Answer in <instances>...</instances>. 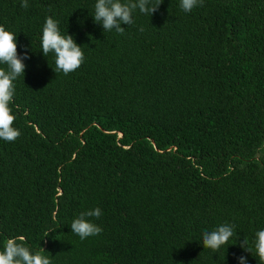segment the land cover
Wrapping results in <instances>:
<instances>
[{
	"label": "trees",
	"instance_id": "1",
	"mask_svg": "<svg viewBox=\"0 0 264 264\" xmlns=\"http://www.w3.org/2000/svg\"><path fill=\"white\" fill-rule=\"evenodd\" d=\"M27 2L0 0L28 55L9 104L20 136L0 139V250L23 237L51 264H258L264 0H160L123 34L94 22L96 0ZM47 17L84 53L67 75L41 51ZM95 208L102 231L81 240L70 224ZM225 223L228 243L203 248Z\"/></svg>",
	"mask_w": 264,
	"mask_h": 264
},
{
	"label": "clouds",
	"instance_id": "2",
	"mask_svg": "<svg viewBox=\"0 0 264 264\" xmlns=\"http://www.w3.org/2000/svg\"><path fill=\"white\" fill-rule=\"evenodd\" d=\"M202 3L203 0H180V7L185 12H191L194 7L202 5ZM160 4V0H156V3H153V0H127V2L96 0L92 17L104 31L115 30L117 33L123 34L125 28L121 25L134 23L133 12L135 10L138 9L140 13L152 16ZM20 6L28 8L27 0H21ZM41 49L45 57L49 53L54 54L55 71L65 75L78 69L84 61L81 46L75 42L72 35H62L58 22L52 17H47L43 25ZM27 58V52L23 58L18 56L16 35L0 25V65L7 66L6 69L0 68V139L7 142H13L20 136L19 130L13 127L15 116L12 114L9 104L14 96V81L21 75L24 77L26 65L23 60ZM101 215L100 208L81 212L70 224L72 233L78 235L81 240L98 235L102 228L92 223L89 218L98 219ZM233 235L234 225L225 223L212 231L204 232L201 243L203 248L216 252L221 246L227 244ZM23 239V237L7 239L3 250H0V264H51V260L47 256L40 252L33 253L23 243L18 242ZM240 246L252 254L253 249L248 247L247 240L244 239ZM253 246L258 264H264V229L255 233ZM238 259L239 264H247L246 257L241 256Z\"/></svg>",
	"mask_w": 264,
	"mask_h": 264
}]
</instances>
